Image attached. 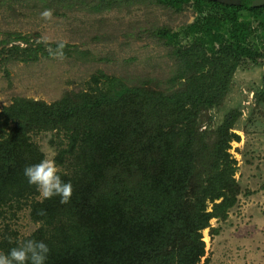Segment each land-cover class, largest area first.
I'll return each instance as SVG.
<instances>
[{
    "label": "trees",
    "instance_id": "1",
    "mask_svg": "<svg viewBox=\"0 0 264 264\" xmlns=\"http://www.w3.org/2000/svg\"><path fill=\"white\" fill-rule=\"evenodd\" d=\"M37 1L56 10L94 11L116 0ZM157 1L176 11L190 3L200 12L209 8L222 13H207L180 31H153L175 63L166 87L152 79L128 84L99 72L86 88L64 90L52 102L14 96L0 107V216L7 208L25 206L37 224L23 236L6 225L0 231V252L31 238L49 246L46 264L201 261L203 230L217 232L211 220H225L240 194L237 162L229 150L239 140L233 129L241 110L229 109L211 130L201 129L204 112L223 103L243 60L264 59V41L253 40L260 31L264 36V26L238 21L241 6ZM257 10L252 15L264 19V5ZM180 36L189 42L182 44ZM46 45L7 34L0 40V62L49 57ZM253 99L264 106V76ZM41 131L57 135V142L51 140L53 158L62 179L73 185L68 203L62 204L59 196L40 202L36 186L24 175L26 166L45 156L32 139ZM41 210L44 215L38 214Z\"/></svg>",
    "mask_w": 264,
    "mask_h": 264
},
{
    "label": "rangeland",
    "instance_id": "2",
    "mask_svg": "<svg viewBox=\"0 0 264 264\" xmlns=\"http://www.w3.org/2000/svg\"><path fill=\"white\" fill-rule=\"evenodd\" d=\"M46 8L37 0H2L0 4V40L7 34L41 41L46 37L47 50L59 40H66L65 49L69 48L64 59L50 54L29 63L0 62V107L14 96L52 102L64 90L86 88L92 75L99 72L121 77L128 84L152 79L166 87L175 63L153 31L160 27L180 31L196 16L190 3L176 11L157 0H116L94 11L49 7L53 10L51 21L40 16ZM258 37L253 39L255 44L263 43L261 31ZM180 42L186 44L189 38L181 36ZM263 76V58L243 60L223 103L204 112L201 129L211 130L226 111L233 107L241 110L233 129L239 140L232 141L229 150L237 162L240 194L225 220H211L217 232L203 230L205 253L199 264H264V106L253 99V90L262 84ZM56 136L41 131L32 134V139L44 155L53 158L56 149L51 140L57 142ZM6 225L18 236L29 235L37 227L25 206L7 208L0 216V231Z\"/></svg>",
    "mask_w": 264,
    "mask_h": 264
},
{
    "label": "clouds",
    "instance_id": "3",
    "mask_svg": "<svg viewBox=\"0 0 264 264\" xmlns=\"http://www.w3.org/2000/svg\"><path fill=\"white\" fill-rule=\"evenodd\" d=\"M40 16L46 21L53 19V10L44 9ZM42 42L48 43L47 38H42ZM66 40L56 41V48H49V52L55 58L64 59V49ZM24 175L30 185H35L40 202L44 199H51L54 196L60 197V202L68 203L73 194V185L70 181L62 179L61 170L54 158L45 155L38 163L28 165L24 168ZM39 215H44L41 210ZM50 253L49 246L42 240L25 239L12 247L7 253L0 252V264H46Z\"/></svg>",
    "mask_w": 264,
    "mask_h": 264
},
{
    "label": "flooded vegetation",
    "instance_id": "4",
    "mask_svg": "<svg viewBox=\"0 0 264 264\" xmlns=\"http://www.w3.org/2000/svg\"><path fill=\"white\" fill-rule=\"evenodd\" d=\"M210 1H216L218 3L224 4V5H229V6H241V8L238 11L239 12L238 21L244 20L246 22H249L250 26H252L253 28L257 27V26H264V19H261L262 16L256 17V16L252 15L254 13H257V11H260V10H257V8L263 6V5L253 6L252 2L254 0H238L239 2L237 4H226V3H222V2L217 1V0H210ZM244 3L247 4V5H245V7H244ZM192 8L196 13L194 20H196L198 17H206L207 13H212V14H215L217 16H222V13H220V11L218 12L214 9L212 10V9L207 8V10L200 12V11L196 10L193 5H192ZM218 10H221V9H218ZM221 12H222V10H221ZM223 12H224V10H223ZM263 16H264V13H263ZM217 20L223 21V19H217ZM193 21H191L190 23H192ZM223 23H224V21H223ZM225 25H228V23L227 24L225 23Z\"/></svg>",
    "mask_w": 264,
    "mask_h": 264
},
{
    "label": "water",
    "instance_id": "5",
    "mask_svg": "<svg viewBox=\"0 0 264 264\" xmlns=\"http://www.w3.org/2000/svg\"><path fill=\"white\" fill-rule=\"evenodd\" d=\"M220 1L222 3H226V4H237L239 1L238 0H217ZM253 6H261L264 5V0H254L252 2Z\"/></svg>",
    "mask_w": 264,
    "mask_h": 264
}]
</instances>
